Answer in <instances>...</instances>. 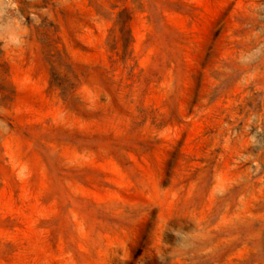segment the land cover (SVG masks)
<instances>
[{"label":"rangeland","instance_id":"1","mask_svg":"<svg viewBox=\"0 0 264 264\" xmlns=\"http://www.w3.org/2000/svg\"><path fill=\"white\" fill-rule=\"evenodd\" d=\"M161 253L264 264V0H0V264Z\"/></svg>","mask_w":264,"mask_h":264},{"label":"clouds","instance_id":"2","mask_svg":"<svg viewBox=\"0 0 264 264\" xmlns=\"http://www.w3.org/2000/svg\"><path fill=\"white\" fill-rule=\"evenodd\" d=\"M9 46L10 47H20L23 43V37L21 35H16L14 38H9ZM173 234L179 238V243L178 245H183L185 241L189 238L186 234H182L181 232H178L176 230L172 231ZM159 260L160 264H167V257L161 253L160 256L157 257Z\"/></svg>","mask_w":264,"mask_h":264}]
</instances>
